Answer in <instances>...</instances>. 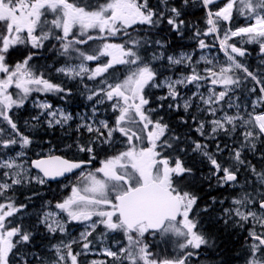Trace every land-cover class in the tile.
<instances>
[{"label": "snow or ice", "instance_id": "6c2138e0", "mask_svg": "<svg viewBox=\"0 0 264 264\" xmlns=\"http://www.w3.org/2000/svg\"><path fill=\"white\" fill-rule=\"evenodd\" d=\"M0 264H264V0H0Z\"/></svg>", "mask_w": 264, "mask_h": 264}]
</instances>
